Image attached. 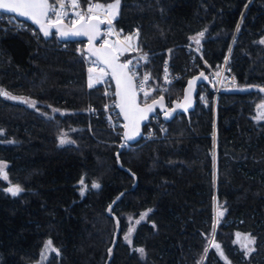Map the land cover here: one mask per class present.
<instances>
[{"label": "trees", "instance_id": "trees-1", "mask_svg": "<svg viewBox=\"0 0 264 264\" xmlns=\"http://www.w3.org/2000/svg\"><path fill=\"white\" fill-rule=\"evenodd\" d=\"M5 16L0 89L35 107L0 95V161L23 189L10 195L0 179V264H36L49 240L57 254L48 264H264V121L255 119L264 93H221L214 105L203 86L190 117L163 128L151 120L142 140L119 152L123 134L103 111L110 75L88 87L86 62L94 60L85 43L45 40ZM113 19L153 55L155 84L170 59L182 76L167 93L173 99L196 74L185 45L213 68L230 51L237 87H264V0H120ZM201 32L197 44L191 38ZM61 133L72 143L60 145ZM237 233L254 238L249 256Z\"/></svg>", "mask_w": 264, "mask_h": 264}, {"label": "snow or ice", "instance_id": "snow-or-ice-1", "mask_svg": "<svg viewBox=\"0 0 264 264\" xmlns=\"http://www.w3.org/2000/svg\"><path fill=\"white\" fill-rule=\"evenodd\" d=\"M120 6V0H114L110 3H93L92 0H88L87 8L84 11H80L79 0H0V11L7 13H14L18 16L28 18L32 20L36 25L39 26L41 32L45 37L49 36L51 29H55L61 37L66 36H86L88 42L91 45L93 41L98 39L101 35L100 25L107 24L108 34L113 32L112 19L117 15ZM72 9V15L75 16V19L71 20L69 25L63 23L64 19L69 16L68 9ZM239 26L237 27V31ZM138 36V33L133 35H128L123 38V40L118 39L114 43H109L107 40L104 42L102 48L90 47L88 53L91 56H95L97 61L102 63L105 67L99 69V74L93 76V69L89 68V77H88V87L92 88L95 82L101 81V79L106 75H111L116 81V92L117 102L115 107L120 109V113L123 114L125 121L124 124L125 133L124 136L126 139H132L135 135L139 134L140 122L147 119L148 113L152 112L154 108L158 105L160 107L164 106V97L160 96L159 99H153L151 104L144 103L141 106L138 99V90L143 92L144 99L147 101V98L151 95V92L144 90L145 83L150 79L149 75H145L140 81L139 85L134 83L135 72L130 67L131 60L121 63L120 56L125 52L133 49V36ZM204 35L203 32L199 33L197 37H192L197 44L200 43L199 37ZM260 43L264 44V40H261ZM141 59H146V57H141ZM105 68L108 71H105ZM219 75V73H217ZM201 77L204 74L201 72ZM199 78V77H198ZM197 78V79H198ZM206 78V77H205ZM165 80L167 81V66H165ZM170 82V81H169ZM193 81L189 82V93L192 89ZM155 91V89H153ZM260 92H264V88H259ZM0 95H3L12 100H21L24 103L30 104V106L35 107L34 101H29L26 98L11 96L8 92L3 89H0ZM184 104H177L178 108H185L190 104L189 95L184 97ZM259 114L255 119H264V103L257 105ZM170 113L166 112L165 116L167 117ZM2 134V130H0ZM67 133H61L60 144L71 142L68 141L65 137ZM0 179L8 180L7 174V164L3 161H0ZM83 184V179L80 181ZM93 188H99V184H93ZM11 195L16 196L23 189L18 185H12L6 189ZM83 194V193H82ZM119 199V197L117 198ZM111 210V206H110ZM151 211V210H149ZM146 213L141 214L140 220H143ZM223 215V213H219ZM140 221H136L139 223ZM131 233L132 229H129L128 235L125 236V239L131 243ZM241 234L237 233L236 243H240L239 237ZM214 236V232H213ZM247 243L241 244L242 248H247L249 243H254V238L250 236H245L244 238ZM214 247L220 249L219 244H214ZM51 249L52 251H57L52 248V241L49 240L45 244V251ZM251 249H249L250 251ZM141 255L144 254V249H136ZM208 249H205L207 252ZM111 252V249H109ZM223 256V252H220ZM44 253H42V256ZM247 255V252H245Z\"/></svg>", "mask_w": 264, "mask_h": 264}, {"label": "built area", "instance_id": "built-area-1", "mask_svg": "<svg viewBox=\"0 0 264 264\" xmlns=\"http://www.w3.org/2000/svg\"><path fill=\"white\" fill-rule=\"evenodd\" d=\"M51 2L52 0H50V3ZM92 2L96 3L94 0H92ZM79 3H80L79 10L84 11L87 8L88 2L86 5H83L80 1ZM68 11H69V16L66 17L63 22L70 24L71 20L75 19V16L72 15L71 8H69ZM3 19L5 20V22L10 23V24L21 23V21L17 20L15 17L9 16V15H6ZM108 27L109 26L107 24H104L103 36L100 41V44H104L106 40L109 43H114L118 39L123 40L125 36L132 35L129 33H124L122 31L120 32L115 26L114 19H112L111 27L113 28V32L111 34H108L107 32ZM31 33L32 35L35 36L39 32L34 29ZM184 48L190 54L189 72H192V73L196 72V74H198L202 71H205L206 74L210 77L211 83L214 85V90L211 91L214 95L213 97L214 105L217 101V98L221 90L237 87L236 76L233 72L232 66L229 64V58H230L229 54L226 56L221 67L213 68L202 58L200 51L195 46L185 45ZM169 51L170 50L167 51V54L169 53ZM142 56L146 57V59H141ZM152 56L153 55L141 53L137 49L136 45H133L132 50H129L120 56V61L122 62L131 60L132 63L130 67L135 72V84L139 85L140 81L143 79V77L146 74L149 75L150 77V79L144 85V90L151 92V95L147 98V101H145L144 99L143 92H140L138 90V95L140 96L141 103L144 104L145 102L146 103L151 102L153 100L152 96L156 92L159 93V96H164L167 99L169 105L174 101L181 100L183 97V94L177 93L176 98L173 99L172 98L173 95L171 96V94H167V93L168 91H170V88L182 78V76L172 74L171 61L169 58H167L166 62L164 63V68H163V72L161 75L162 82L161 84H155L153 81V78L151 77V75L149 74L147 70V62ZM98 64L99 63H97L96 61H94V63H88L87 61L86 67L88 69L92 68L93 71H95L96 68L98 69ZM165 66H167V81L165 80ZM217 73H219V75H217ZM102 88H103V95L106 100L105 111L107 112V121L109 123V126L111 129L115 131L123 132L124 123L121 119L118 108L115 107L117 100L115 96V88H114V85H113V82L110 76L103 81ZM153 89H155V91H153ZM160 119H161V115L157 114L151 120H153L154 123H156L160 128H163L165 126V122L163 120L162 122H160ZM150 131L152 133L153 129L150 128ZM119 146L122 148H126V147H130L133 145H129L127 143H120Z\"/></svg>", "mask_w": 264, "mask_h": 264}, {"label": "water", "instance_id": "water-1", "mask_svg": "<svg viewBox=\"0 0 264 264\" xmlns=\"http://www.w3.org/2000/svg\"><path fill=\"white\" fill-rule=\"evenodd\" d=\"M0 13L5 14V15H9V16H13L17 20H19L21 22H24V23H27L28 25L32 26L36 31H38L39 34H40V36L43 39H45V40H51L53 37H57V39L61 43H71V42L72 43H78V42L85 43L84 52L92 60L96 61L97 63H99L100 65H102L103 67H105L102 63H100L99 61H97V58L95 56H91L88 53V49L90 47L102 48L104 46V44H100V41H101L102 36H103L104 24H101L100 25V32H101L100 37L98 39H96L95 41H93V43L90 45L89 42H88V38L86 36H66V37H61L59 35V33L56 32L55 29H51L50 31H51L52 34H50L49 36L45 37L43 35V32L40 31L39 26L36 25L32 20H30L28 18H25V17L18 16L17 14H14V13H7V12H2V11H0ZM63 23L65 25H69L68 23H65V22H63ZM120 62L123 63L122 61H120ZM105 70L108 71L107 68H105ZM202 73L204 74L203 77L200 76V74H201V72H200L198 74L193 75L191 78H189L187 80L186 85L184 87V91H183V97H182L181 100L174 101V102H172L169 105L167 99L163 96L164 97V106L163 107H160V106L157 105L152 112L148 113L147 119H145V120H143V121L140 122L139 134L135 135L132 139H126L125 138V136H124L125 128H124L123 136H122V142L123 143H127L129 145H136V144H138L142 140L145 126H147L148 123L150 122V120L154 116H156L157 114H160L161 115V118H162V120L165 123H170L174 118L177 117L178 114L186 115L187 117H190L191 112H194L196 110L197 103H198V96H199V93H200V88L203 87V86H207V87H209V89L211 91L214 90V85L211 83L210 77L206 74L205 71H202ZM110 77L112 79V82H113V85H114V88H115V92H116V81H115V79H113V77L111 75H110ZM190 81H193V84H192L191 92L189 93L188 90H189V82ZM134 83H135V80H134ZM259 88H264V87H257V86L233 87V88H228V89L221 90L220 91V94L221 93H227V92H235V93L259 92V93H264V92H260L259 91ZM186 95H189L190 104L186 107V109L185 108H178L177 107V104L178 103H180V104H184L185 103L184 97ZM159 97H157L156 99H159ZM138 99H139V102H140L141 106H143L144 104L141 103V99H140V96L139 95H138ZM116 100H117V97H116ZM151 103H152V101L149 102L148 104H151ZM118 111L120 113V109L119 108H118ZM166 112L170 113V115H168L167 117L165 116V113ZM256 113H257V115L259 114L258 108L256 110ZM121 116H122V119L124 121V124L127 123V121H125V119H124L123 114H121ZM122 149L123 148H121L119 152H121ZM118 155H119V153H117V156ZM134 187H136V184L134 185Z\"/></svg>", "mask_w": 264, "mask_h": 264}, {"label": "rangeland", "instance_id": "rangeland-1", "mask_svg": "<svg viewBox=\"0 0 264 264\" xmlns=\"http://www.w3.org/2000/svg\"><path fill=\"white\" fill-rule=\"evenodd\" d=\"M120 31V30H119ZM121 32V31H120ZM124 34V33H123ZM133 34H135V33H133ZM136 39H137V36H133V45H135L136 44ZM228 54H229V56H230V51L228 52ZM227 54V55H228ZM88 61V63H94V61H91V60H87ZM87 63V62H86ZM222 65V64H221ZM221 67V66H220ZM100 68H103L100 64H98V69L96 68L95 69V72H97V73H99V69ZM94 72V71H93ZM260 120H263L264 121V119H260ZM68 141H71V139L69 138V136H68V134H67V136L65 137ZM72 143V141L71 142H68V143H65V144H63L62 146H64V145H68V144H71ZM61 145V144H60ZM5 182H7L8 183V187H10V186H12V185H16V184H12V183H10V181H9V178H8V180H4ZM7 187V188H8ZM6 188V189H7ZM82 188H84V187H82ZM5 189V190H6ZM8 194H10L8 191H6ZM82 193H84L85 192V190L84 189H82V191H81ZM20 194V193H19ZM18 194V195H19ZM11 195V194H10ZM220 217H221V215H219V212L217 213V215H216V219L218 220V219H220ZM144 220V219H143ZM137 221H142V220H137ZM139 223H136V221L134 222V223H132L131 224V229H132V232H133V230H134V228L138 225ZM128 233H129V231H128ZM128 235V234H127ZM245 236H249V235H241L240 237H239V241H240V243H238V245H239V248L241 249V250H243L244 252H247V256H249L250 255V253L251 252H253L254 251V243H249L248 245H247V248H242L241 247V244H244V243H247V241L244 239L245 238ZM252 238V237H251ZM127 241V240H126ZM128 242V241H127ZM131 242H132V233H131ZM129 243V242H128ZM46 244V243H45ZM131 244V243H130ZM52 248H54V249H56L54 246H53V244H52ZM249 249H251L250 251H249ZM57 250V249H56ZM42 253H44V255L42 256ZM52 254H57V251H52L51 249H48L47 251H45V245H44V247H43V250H42V252H41V255H40V259L38 260V262H36V264H48V261H49V259H50V257H51V255Z\"/></svg>", "mask_w": 264, "mask_h": 264}, {"label": "bare ground", "instance_id": "bare-ground-1", "mask_svg": "<svg viewBox=\"0 0 264 264\" xmlns=\"http://www.w3.org/2000/svg\"><path fill=\"white\" fill-rule=\"evenodd\" d=\"M105 105H106V101H105V103H104V106H103V111L105 110ZM105 113H106V120H107V112L105 111ZM120 116H121V114H120ZM121 119H122V116H121ZM122 121H123V119H122ZM123 123H124V121H123ZM122 132V131H121ZM122 134H123V132H122ZM123 136V135H122ZM121 143H123L122 142V140H121ZM122 147H120V149H121ZM124 149V148H123Z\"/></svg>", "mask_w": 264, "mask_h": 264}]
</instances>
